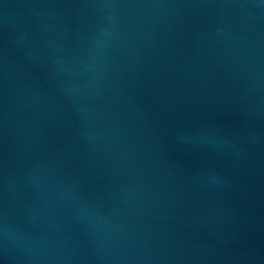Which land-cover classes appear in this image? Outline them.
Segmentation results:
<instances>
[{"label":"water","instance_id":"water-1","mask_svg":"<svg viewBox=\"0 0 264 264\" xmlns=\"http://www.w3.org/2000/svg\"><path fill=\"white\" fill-rule=\"evenodd\" d=\"M0 264H264V0H0Z\"/></svg>","mask_w":264,"mask_h":264}]
</instances>
